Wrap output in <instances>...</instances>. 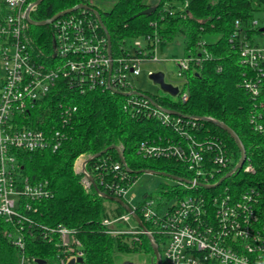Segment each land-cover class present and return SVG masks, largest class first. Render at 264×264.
Segmentation results:
<instances>
[{
	"label": "trees",
	"instance_id": "16d2710c",
	"mask_svg": "<svg viewBox=\"0 0 264 264\" xmlns=\"http://www.w3.org/2000/svg\"><path fill=\"white\" fill-rule=\"evenodd\" d=\"M186 1L188 6L184 5ZM83 2L87 3L85 0H42L30 15L34 20H45ZM263 4L264 0H117L110 11H100L111 35V52L115 59L128 52L133 55L128 47L135 39L147 35L159 37L161 48L182 36L186 55L201 56V64L191 66L185 72L188 100L151 96L154 102L176 111L178 115L197 117L198 126L191 129L192 134L202 141L218 139L232 158L228 167L210 180V186L200 183L196 189H190L186 181L172 178L174 183L160 185V198L146 194L137 202V214L146 228L153 232L160 251L169 232L163 230L159 221L166 217L170 204L173 206L174 202L190 193L202 194L209 202L227 193L237 200H243L245 193L251 194L254 197L251 202L258 209L260 219H264V131L256 128L258 122L264 126V77L259 95L253 96L243 80L255 79L257 70L241 62L237 47L245 35L252 41L255 32L263 33L262 28H254L253 24L255 12ZM149 7H154L150 13L137 15ZM87 11L89 16L96 17L93 11ZM98 30L107 37L101 24ZM27 34L39 58L50 61L54 47L52 24L36 26L29 23ZM207 34H216L218 38L206 41L203 36ZM135 52L140 55L136 49ZM150 55H153V50L147 54ZM126 96L123 91L107 87L81 92L71 83V78H60L49 94L17 118L21 126L45 129L55 124L62 127L61 105L76 107L69 116L68 126L63 128L66 138L60 148L19 154L23 176L32 183L48 181L52 194L29 200L32 206L29 210L22 208L32 222L26 219L12 221L0 215V264H21L23 254L45 260L43 264H61L62 257H70L75 253L73 251L79 249L83 251L84 262L77 264H117V252H140L145 248L152 253L154 264H157L146 233H115L104 224L105 218L119 217L128 212L122 204L99 194V191L116 196L111 188L113 183L128 187L147 170L166 172L190 181L194 174L184 161L176 157L139 153L141 141L165 143L183 136L172 126L144 112L133 116L124 109ZM200 117L221 120L239 135L246 148V159L238 171L225 177L242 156L235 138L215 122ZM252 117L257 123L251 120ZM111 145H123L125 163L116 149L104 151ZM97 153L101 154L88 162V169L91 171L95 164L99 165L102 178L94 175L99 191L94 186L86 190L81 183V174L75 171V161L83 154L90 156ZM209 163L208 168L211 166ZM116 164H120V168L116 169ZM249 165L251 169L247 170ZM124 172L127 175L122 179ZM149 199L156 201L157 221L145 220L143 216L141 206ZM106 201L115 203L112 213L107 209ZM132 220L137 225L135 230H143L134 217ZM31 223L34 224L32 230L29 228ZM119 223L116 224L117 229H129ZM15 225L26 230L24 251L9 236L16 232ZM41 226L68 227L81 245H74L73 251L64 250L57 243V238H43L46 229Z\"/></svg>",
	"mask_w": 264,
	"mask_h": 264
},
{
	"label": "built area",
	"instance_id": "2783aa9c",
	"mask_svg": "<svg viewBox=\"0 0 264 264\" xmlns=\"http://www.w3.org/2000/svg\"><path fill=\"white\" fill-rule=\"evenodd\" d=\"M34 2L35 0H0V215L12 221L26 219L32 222L22 208L29 210L32 207L29 200L52 194L48 181L32 183L23 176L19 154L44 149L55 151L60 148L66 138L63 128L68 126L69 116L76 107L61 105L62 127L55 124L45 129L21 126L17 118L49 94L60 78H71V83L81 92L101 87L123 91L127 95L124 109L129 110L133 116L144 112L175 128L182 138L167 140L165 143L141 141L138 150L144 156L176 157L184 161L194 174L192 181L187 182L188 188L196 189L200 183L210 186V180L216 173L228 167L232 158L218 139L202 141L192 134L191 129L198 126L197 117L185 118L165 111L161 104L153 101L150 94L137 90L131 83V75L141 74L142 63L154 59L155 48L160 45L159 37L147 35L137 38L128 47L133 55L128 52L116 59L111 58L107 37L98 30L100 22L89 16L87 8H78L50 23L54 58L50 61L41 60L40 55L34 52V45L27 34L29 22L26 12L30 9L31 14L35 9ZM188 4L186 1L184 5ZM253 24L254 28H258L256 20ZM262 31L264 34V30ZM238 46L241 47L242 63L257 70L255 79L244 78L243 84L253 96H258L261 79L264 77V43L255 39L251 41L245 35ZM135 49L140 55H136ZM148 49L153 50V55L147 56L150 52ZM206 54L209 55L207 52ZM177 62L179 74L183 76L191 66L200 65L202 58L191 54ZM148 73L153 72L149 70ZM178 93L181 100H188V90L180 91L179 88ZM251 120L257 123L255 117ZM256 128L264 131V126L259 122ZM119 147L123 154V145ZM208 163L211 165L209 168ZM115 168H120V164H116ZM246 169H251V166ZM75 171L81 174V183L86 190L93 188L90 176H93L95 182V176L102 178L99 165L95 164L91 168L92 174L85 159L76 160ZM125 174L124 172L121 176L122 179L126 177ZM132 185L124 187L113 183L111 188L117 197L127 200L137 213V202L132 197H127ZM194 193L174 202L173 206L170 204L166 217L159 221L163 230L169 232L160 251L162 264H264V219H260L258 209L251 202L254 197L245 193L243 200H237L227 193L214 197L209 202L202 194ZM156 206L154 199L147 200L141 206L145 220H158ZM132 217V214L126 213L115 218H105L104 224L115 233H146L144 230H135L137 225L125 230L115 227L118 222H129ZM32 225L34 226L33 223L29 226L31 230ZM15 226L16 232L9 236L24 251L26 230L23 226ZM41 227L46 229L43 238H57V243L64 250L73 251L74 245H81L68 227ZM148 232L153 235L159 247L153 232ZM73 252L75 253L70 257H62L61 263L66 264L71 257H83L82 250ZM26 261L36 264L38 259L23 254L21 264Z\"/></svg>",
	"mask_w": 264,
	"mask_h": 264
},
{
	"label": "rangeland",
	"instance_id": "374dc122",
	"mask_svg": "<svg viewBox=\"0 0 264 264\" xmlns=\"http://www.w3.org/2000/svg\"><path fill=\"white\" fill-rule=\"evenodd\" d=\"M88 4L96 7L99 11L107 12L110 11L117 0H85ZM154 2V0H151ZM255 20L257 21V27L264 28V4L260 10L255 12ZM254 39L260 43H264V34L260 32H255ZM218 38L216 34H207L206 37L203 36L204 40L215 41ZM186 49L184 45L183 37H177L168 44L164 45L162 48L160 45H157L155 48V57L153 60H146L142 63L141 69L142 72L140 75H131V83L151 95L165 96L170 97L174 100L180 99V94L172 95L164 91L158 84H155L152 78L150 77L148 71L152 72H163L165 81L173 84L180 88V91L187 90L185 84V75L179 74V64L178 59H181L186 56ZM89 155H82L77 159L81 161L87 159ZM76 163V161H75ZM175 180L172 178L161 175L153 174L148 172L140 173L135 183L130 187L127 197L133 198L134 202L142 200L146 194H152L156 198H160L162 192L160 191V185L162 183H174ZM107 209L112 213L113 209L116 207L115 203H109L106 201ZM110 218H115L114 216ZM124 227H130L136 225L133 220L129 222L119 223ZM114 225V224H113ZM117 227V225L115 226ZM162 248V247H161ZM162 251V250H161ZM117 264H154V258L152 253L148 248L143 249L140 252L132 253H116ZM156 261V257H155ZM62 264V263H61Z\"/></svg>",
	"mask_w": 264,
	"mask_h": 264
},
{
	"label": "water",
	"instance_id": "95a60500",
	"mask_svg": "<svg viewBox=\"0 0 264 264\" xmlns=\"http://www.w3.org/2000/svg\"><path fill=\"white\" fill-rule=\"evenodd\" d=\"M41 1L42 0H36L33 3V5L39 4ZM78 8H87V9L93 11L94 14L97 16L100 24L102 25V27L104 28V30H105V32L107 34L108 44H109V49H110V55H111V35H110V33H109L106 25L104 24V21H103V19L101 17L100 11L96 7H94V6H92V5L88 4V3H84L83 2L81 4H78V5L74 6V7H71V8L65 9V10H62V11L56 13L51 18H48V19H45V20H40V21L34 20L31 17V15H30V9H28L27 12H26V18H27V21L30 24H33V25H36V26H41V25L49 24L54 19H56L57 17L65 14L66 12H70V11L76 10ZM153 9H154V7H149L147 9L139 12L137 15L150 13ZM262 30H264V28H262ZM150 77L152 78V80L154 81V83L155 84H158L164 91H166V92H168V93H170L172 95H177L178 94L179 88L177 86H174L171 83L166 82L163 72H155V73L153 72V73L150 74ZM146 96L148 97V95H146ZM167 111L170 112V113H176V111H174V110L167 109ZM200 118L201 119H205V120H209V121H212V122H215L220 127H222L223 129L227 130L235 138V140L238 143V146H239V148L241 150V154H242L240 161L235 166V169L236 170H239L243 166V163L245 162V159H246V148H245L243 142L241 141L239 135L227 123H225V122H223L221 120L215 119L213 117H200ZM112 148L113 149H116L119 152L122 162L125 163V157L123 156L122 151H121V149H120V147L118 145H111V146L107 147L104 151H106L108 149H112ZM100 154L101 153H97V154H93V155L88 156L87 159H85V163H88L92 159L98 157ZM145 172L153 173V174L165 175V176L171 177V178L176 179V180H179V181H186V182H189L190 181L188 179L179 177L177 175H171V174L166 173V172H160V171H155V170H147ZM229 175H231V173L226 174L225 177H227ZM225 177H223L222 179H224ZM90 179H91V181L93 183L94 188L96 190H98L97 183L95 182V179L93 178V176H90ZM99 194H101V195H103L105 197L114 199L115 201L119 202L120 204H122L126 208L127 212H129L130 214L133 215V217L137 220V222L139 223V225L142 227V229L147 233V235L150 238V241H151L152 247H153V252H154L155 257H156V263L157 264H162V257H161V254H160V250H159L158 245L156 244V242L154 240L153 235H151L148 232V229L146 228L145 224L143 223V220L134 211V209L123 198H121V197L109 195V194H107L105 192H100V191H99ZM38 262H39V264H43V263H45V260L38 259ZM83 262H84V258L82 256H79V257H71L67 261L66 264H77V263H83Z\"/></svg>",
	"mask_w": 264,
	"mask_h": 264
},
{
	"label": "bare ground",
	"instance_id": "6f19581e",
	"mask_svg": "<svg viewBox=\"0 0 264 264\" xmlns=\"http://www.w3.org/2000/svg\"><path fill=\"white\" fill-rule=\"evenodd\" d=\"M36 1V0H35ZM189 3V2H188ZM39 4H36L35 5V8L38 6ZM96 16V15H95ZM95 19L96 20H98V18H97V16L95 17ZM99 21V20H98ZM237 23H238V21H237ZM107 41H108V38H107ZM253 43H255V42H253ZM237 47H238V50H239V52H240V50H241V47L240 46H238L237 45ZM108 50H109V55H110V49H109V44H108ZM240 56H241V53H240ZM110 57L111 58H114L113 56H112V52H111V55H110ZM242 62V61H241ZM113 63V62H112ZM244 64V63H243ZM246 65V64H245ZM248 66V65H247ZM150 75V74H149ZM179 94V93H178ZM151 95V94H150ZM162 108L165 110V111H167V109L166 108H164L163 106H162ZM168 112V111H167ZM173 114H176V113H173ZM119 146V145H118ZM124 156V155H123ZM238 164V163H237ZM235 171H238V170H236L235 168H234V170H231L229 173H231V174H233ZM228 174V173H227ZM127 202V201H126ZM128 203V202H127ZM129 204V203H128ZM130 205V204H129ZM129 213V212H128ZM159 248V247H158ZM160 250V249H159Z\"/></svg>",
	"mask_w": 264,
	"mask_h": 264
}]
</instances>
